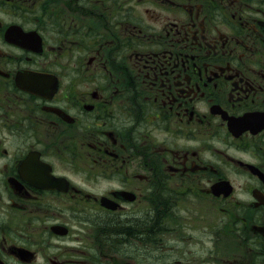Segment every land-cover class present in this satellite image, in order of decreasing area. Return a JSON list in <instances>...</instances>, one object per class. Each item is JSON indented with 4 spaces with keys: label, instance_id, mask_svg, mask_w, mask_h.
<instances>
[{
    "label": "flooded vegetation",
    "instance_id": "1",
    "mask_svg": "<svg viewBox=\"0 0 264 264\" xmlns=\"http://www.w3.org/2000/svg\"><path fill=\"white\" fill-rule=\"evenodd\" d=\"M0 264H264V0H0Z\"/></svg>",
    "mask_w": 264,
    "mask_h": 264
}]
</instances>
